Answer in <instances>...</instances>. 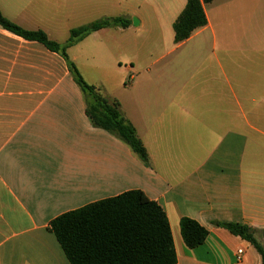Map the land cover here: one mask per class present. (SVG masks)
I'll use <instances>...</instances> for the list:
<instances>
[{"label": "crops", "instance_id": "1", "mask_svg": "<svg viewBox=\"0 0 264 264\" xmlns=\"http://www.w3.org/2000/svg\"><path fill=\"white\" fill-rule=\"evenodd\" d=\"M186 4L0 0L5 18L60 44L72 29L134 18L138 26L131 21L127 28H103L75 46L92 39L97 51L115 43L144 50V34H168L172 49L150 66L183 48L200 56L190 75L174 77L178 90L156 75L152 89L119 101L148 152L146 166L126 143L92 125L85 96L62 56L0 26V264H70L51 222L133 190L166 213L176 264H262L254 247L219 224L249 226L264 247V0L205 4L207 25L176 44L174 23ZM249 29L260 39L242 43ZM91 57L97 61L98 53ZM183 218L208 230L199 247H186Z\"/></svg>", "mask_w": 264, "mask_h": 264}, {"label": "trees", "instance_id": "2", "mask_svg": "<svg viewBox=\"0 0 264 264\" xmlns=\"http://www.w3.org/2000/svg\"><path fill=\"white\" fill-rule=\"evenodd\" d=\"M213 0H187L185 9L174 23L176 44L189 39L197 29L208 23L204 5ZM126 18H107L70 31L65 44L51 40L41 31L26 30L3 16L0 26L26 40L42 44L62 56L86 100V115L92 125L126 143L146 165L148 152L135 127L122 115L121 105L104 96L100 88L87 83L70 60L67 49L93 32L107 27L127 28ZM232 235L248 242L260 254L264 264V247L253 230L239 223L219 224ZM70 264H176L177 254L171 228L163 208L143 191L133 190L67 212L50 224ZM183 241L189 249L202 245L208 230L197 221L183 218L180 222Z\"/></svg>", "mask_w": 264, "mask_h": 264}, {"label": "rangeland", "instance_id": "3", "mask_svg": "<svg viewBox=\"0 0 264 264\" xmlns=\"http://www.w3.org/2000/svg\"><path fill=\"white\" fill-rule=\"evenodd\" d=\"M133 26H138L134 23V18L131 19ZM138 28V27H137ZM139 29V28H138ZM71 31V30H70ZM70 31L65 36V39L68 41L70 38ZM256 31L253 29L246 30L244 32V41L242 43H248L255 39L259 41L260 35L255 34ZM139 34V33H138ZM255 34V35H254ZM140 35V34H139ZM63 36H57L58 39ZM146 46L144 50H141L138 46L129 45L124 48V46L115 45H106L105 48L100 47L99 51L91 49L92 39H87L85 42L74 45L67 49L68 57L71 59L73 56H79L75 65L79 70V73L82 75L84 80L92 85L100 88L101 93L116 101L124 100L126 94L137 92L140 88L144 90L152 89L151 78L153 76H166L167 80L170 81L173 87H176L178 90V83L180 80L174 79L176 76L190 75L192 72V65L200 58L193 51L190 52L187 48H183L175 53L172 51L166 55L165 60L161 63L150 66L152 61L157 58V56L167 53L171 48L168 34L163 35H143ZM165 39V41H164ZM54 40V39H53ZM209 43L208 58H213L212 55V43L213 38L209 36L206 40ZM152 43L158 45H164L156 50H150L147 45ZM167 45V46H166ZM153 53H156L155 56ZM98 53L97 61L91 55ZM180 58V63L175 64L176 59ZM72 61V60H71ZM200 62V61H199ZM142 86L141 84H143ZM167 83L166 81L164 84Z\"/></svg>", "mask_w": 264, "mask_h": 264}, {"label": "water", "instance_id": "4", "mask_svg": "<svg viewBox=\"0 0 264 264\" xmlns=\"http://www.w3.org/2000/svg\"><path fill=\"white\" fill-rule=\"evenodd\" d=\"M134 23L137 25V24H138V21H136V20L134 19Z\"/></svg>", "mask_w": 264, "mask_h": 264}]
</instances>
